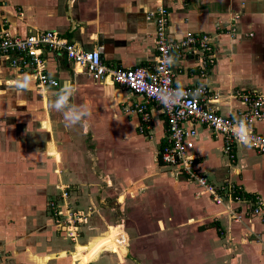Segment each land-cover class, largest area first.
<instances>
[{"label": "crops", "instance_id": "crops-1", "mask_svg": "<svg viewBox=\"0 0 264 264\" xmlns=\"http://www.w3.org/2000/svg\"><path fill=\"white\" fill-rule=\"evenodd\" d=\"M160 7L169 40L214 38V63L202 78L212 109L232 116L242 108L237 93L264 96V0H2L0 29L54 31L81 50L99 49L109 67H148ZM43 58L57 87L39 88L31 72L0 58V264H264L259 218L234 221L162 164L167 124L158 108H149L141 132L133 111L140 97L75 72L63 53L44 50ZM198 65L194 55L176 62L175 86L194 85ZM61 94L67 98L57 110ZM81 110L87 115L73 123L68 117ZM184 127L195 130L187 153L210 184L233 183L264 200V156L238 147L230 163L210 129ZM255 129L264 136V121ZM58 181L75 185L76 209L91 211L75 244L45 214ZM234 208L243 212L244 204Z\"/></svg>", "mask_w": 264, "mask_h": 264}, {"label": "built area", "instance_id": "built-area-1", "mask_svg": "<svg viewBox=\"0 0 264 264\" xmlns=\"http://www.w3.org/2000/svg\"><path fill=\"white\" fill-rule=\"evenodd\" d=\"M0 0V5H1ZM168 13L159 8L152 13L155 19L156 59L153 66L119 69L105 65L99 49L81 50L75 43L68 41L54 31H36L26 35H14L7 29H0V58L8 59L11 66L19 70L31 72L37 86L57 87L58 82L50 78L45 70L43 51L63 53L74 65L75 72L85 73L98 83L110 82L126 89L141 100L133 104L134 113L141 120L142 132L150 121L149 108H158L165 116L167 136L158 156L162 164L170 172L182 175L194 182L200 193L207 194L216 205H222L228 215L236 222L245 217H256L264 223V200L247 198L241 189L233 183L215 186L210 184L195 167L196 156L187 153L191 146L189 138L195 135L194 129H186L184 125H200L210 129L223 142V153L230 163L236 161V149L247 147L264 156V136L259 134L255 126L264 121V96L254 93H237L236 99L242 108L232 116H223L209 105L212 99L206 83L202 80L214 63V43L208 34H187L183 39L171 41L168 38ZM198 57L197 74L199 80L192 86L177 88L174 65L187 56ZM193 75V73H190ZM65 187L62 199L69 192ZM244 204V211L239 212L234 205ZM56 217L55 222L63 227L69 237L76 238L83 220L76 218V223L66 218L69 227L61 223L62 215L58 202L51 204ZM233 206V207H232ZM67 206L65 207V209ZM221 232L220 229H218Z\"/></svg>", "mask_w": 264, "mask_h": 264}, {"label": "rangeland", "instance_id": "rangeland-1", "mask_svg": "<svg viewBox=\"0 0 264 264\" xmlns=\"http://www.w3.org/2000/svg\"><path fill=\"white\" fill-rule=\"evenodd\" d=\"M6 104L8 106H12V107H16V103H12L11 102H6ZM22 103L19 102V107H21ZM170 171V169H168ZM56 173L59 174V170L56 169ZM191 182V181H190ZM58 189L55 193V195H53L51 198H48L47 201L45 202V214L50 218V220L52 221V224H53V227H55V230L56 232L58 233V235H63V237L68 240L70 243H76L77 242V239H79V237H81V231H78V233H76V238H72V237H69V234L67 233L66 230H63V227H59L58 225H56V222H55V215H54V212L52 211V206L51 204L53 202H58L59 200H63L64 203H62L61 205L59 204V209L61 210L62 212V215L60 217V220H61V223H63V225L66 227H69V223H66V218H70L72 222H74V225L76 223V218H81L83 221L78 224V226L80 227L84 225V223L86 222V220L91 216V211L90 210H80V209H76L75 206H73L71 203V201L69 202L70 198L74 197L75 196V190H76V187L75 185H71L69 184L68 182H63V181H58ZM65 187H68V189H66L69 194L67 196V198L64 200L61 198L62 194H63V190ZM67 201V203H66ZM69 202V203H68ZM67 206V208L65 209V207ZM218 227V226H217ZM216 227V229H218ZM219 232V231H218ZM87 247V246H86ZM74 250V248H72ZM72 250V252H73ZM169 256V255H168ZM166 257V256H165ZM149 258V257H148ZM172 257H167L166 259L168 261H170V259H172Z\"/></svg>", "mask_w": 264, "mask_h": 264}, {"label": "clouds", "instance_id": "clouds-1", "mask_svg": "<svg viewBox=\"0 0 264 264\" xmlns=\"http://www.w3.org/2000/svg\"><path fill=\"white\" fill-rule=\"evenodd\" d=\"M66 98H67L66 95L61 94L58 97V100L55 103V105H53V107H55L57 110L61 109L66 101ZM86 115L87 113L81 110V111L73 113L72 116L68 118H70L73 121V123H75V122H79L82 119V117Z\"/></svg>", "mask_w": 264, "mask_h": 264}, {"label": "trees", "instance_id": "trees-1", "mask_svg": "<svg viewBox=\"0 0 264 264\" xmlns=\"http://www.w3.org/2000/svg\"><path fill=\"white\" fill-rule=\"evenodd\" d=\"M246 197L249 198V199L251 198V197H248V196H246Z\"/></svg>", "mask_w": 264, "mask_h": 264}]
</instances>
